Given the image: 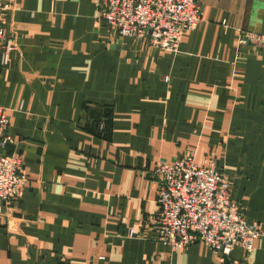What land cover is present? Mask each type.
Masks as SVG:
<instances>
[{
	"label": "crops",
	"instance_id": "1",
	"mask_svg": "<svg viewBox=\"0 0 264 264\" xmlns=\"http://www.w3.org/2000/svg\"><path fill=\"white\" fill-rule=\"evenodd\" d=\"M6 1L17 48L0 65L5 150L28 181L18 201L0 200V264H214L202 242L173 251L154 239L152 169L188 149L207 165L210 128L234 126L255 132L264 171V44L239 42L242 30L264 35V0H199L203 21L175 52L98 21L97 0ZM220 166L264 231V178L254 198L239 195ZM250 258L264 264V235Z\"/></svg>",
	"mask_w": 264,
	"mask_h": 264
},
{
	"label": "built area",
	"instance_id": "2",
	"mask_svg": "<svg viewBox=\"0 0 264 264\" xmlns=\"http://www.w3.org/2000/svg\"><path fill=\"white\" fill-rule=\"evenodd\" d=\"M98 21L121 36L145 40L167 52L179 49L184 33L203 21L199 0H97ZM7 1L0 0V65L9 63L16 42L5 33L2 14ZM227 25V20H223ZM239 42L262 47L264 35L242 30ZM166 81L169 77L166 76ZM7 108L0 106V200L18 201L24 194L28 174L23 158L7 152L10 141ZM158 211L153 221L154 239L173 251L202 242L215 256L214 264H258L251 260L255 241L264 235L260 224L248 222L244 206L232 198L229 180L215 156L207 165L197 162L195 150L175 160H161L152 169ZM130 235L134 234L130 230ZM240 247L245 256H232Z\"/></svg>",
	"mask_w": 264,
	"mask_h": 264
},
{
	"label": "rangeland",
	"instance_id": "3",
	"mask_svg": "<svg viewBox=\"0 0 264 264\" xmlns=\"http://www.w3.org/2000/svg\"><path fill=\"white\" fill-rule=\"evenodd\" d=\"M236 114L235 109L228 111V115L232 117ZM210 129V138L206 142L207 160L215 156L226 166L227 171L235 180L237 194L254 198L258 194L254 189V183L264 178V171L262 173L258 171L260 169L256 167L253 159L252 148L255 132L251 131L250 127L215 126Z\"/></svg>",
	"mask_w": 264,
	"mask_h": 264
}]
</instances>
